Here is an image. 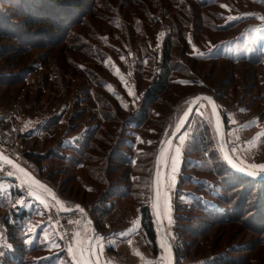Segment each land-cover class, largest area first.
<instances>
[{
  "label": "trees",
  "instance_id": "1",
  "mask_svg": "<svg viewBox=\"0 0 264 264\" xmlns=\"http://www.w3.org/2000/svg\"><path fill=\"white\" fill-rule=\"evenodd\" d=\"M221 1L236 12L234 2L237 5V1ZM222 10L221 3L217 0H91L90 3L85 0H0V88L11 89L10 97L14 103L23 97L22 103L15 105L19 109L17 114L29 119L38 117L34 127L16 138L34 141L44 138L46 144L48 141H55L60 132L56 127L64 122L62 114L71 104L75 114L69 115L70 125L66 124L68 132L78 126L76 122L88 110H92L94 120L89 124L83 139L74 146L66 148L57 142L44 151L33 145L24 150L25 159L38 166L40 176L43 170H48L47 177L61 170L42 165L44 160L49 159L86 171L91 180H84L80 174L74 177L80 181L82 199L73 202L59 191L60 198L65 203L84 206L95 224L97 235H104L109 230L119 232L128 228L130 223L113 229L109 223L129 207L134 214L131 213L128 218H138L139 232L154 260L155 257H160L159 227L153 208V172L158 150L156 143L160 142V137L154 142L155 150L148 151L136 135L147 127L155 112L154 105L171 85L191 88L202 81L190 67L197 61L223 60L230 66L243 63L264 67V53H261L260 45L257 52L249 54L234 55L221 51L214 56L201 57L192 52L190 42L195 44L199 52L206 53L217 49L223 41L205 40V43H199L196 39L198 35L206 37L200 31L202 27L214 33H228L238 28L237 34L241 31L245 17L241 15L235 20L221 23L224 19ZM163 19L169 21V31L158 47V25ZM139 21L143 23L140 25ZM188 28L193 29L194 33H190ZM104 37L109 40L106 41ZM12 39H17L21 47L14 43L10 45ZM39 47L48 48L41 53L42 64L48 69L51 67V60L55 61L61 66L66 78L60 79V76L46 72L41 86L36 89L35 84L27 82L25 78L34 68L30 65L34 57L31 52ZM108 59L124 68L134 67L132 78L138 94L134 107L128 106L127 93L119 78L113 74V67ZM185 77L191 80L190 83L178 82L179 78ZM26 82L25 87H16ZM54 88H57L64 99L72 101L63 109L61 106L55 114H47L51 107L43 108L39 100L44 90ZM75 88L81 92L74 98L72 94ZM207 91L217 102L226 127L228 115L225 109L228 107L223 109L220 106L225 92H214L210 88ZM258 96L264 97V91H259L254 100L245 104L246 114L248 107ZM4 97L5 91L0 95V107L11 106L9 103H2ZM236 99L238 98H232L233 101ZM184 100L178 103L180 107L176 106V112L171 117L173 122L183 113ZM206 105L209 111L208 121L196 116L197 105L183 129L185 131L192 120L196 122L189 136V148L183 155L173 193L172 229L175 239L172 234L170 239L175 264H185L186 251L193 244L191 237L201 236L216 226L238 224L243 230L256 234L254 245L264 246V179L240 173L223 158L211 110L207 103ZM254 111L256 118H264V106ZM0 124L4 128L10 127L9 120L3 118L0 119ZM67 151L70 153H66ZM143 159L147 162L140 163ZM88 162L90 165H87ZM119 168H123V173L118 174L116 180L109 179L105 174L116 172ZM136 170L148 173V179L137 174ZM92 183L95 184L94 187ZM9 190V193L0 194V219L5 228L6 239L12 246V252L9 251L3 259L4 264H34L37 259L33 256L34 252L44 254L42 256L48 254L45 258L50 261L65 257L62 250L53 253L54 255L50 254L54 246L49 249L42 228H38L32 235V246L25 244L24 239L30 236V223L39 216V212L36 206L26 207L20 204L22 193L19 189L11 187ZM88 193L93 198L87 202L84 194ZM183 195L188 198H182ZM130 198L131 204L128 201L118 203L119 199ZM206 200L213 202L214 206L204 203ZM227 229L228 237L234 235L235 231ZM209 241L205 243L208 249L204 253L194 251L195 255H205L204 259L192 263H259L256 254L243 255L247 247L251 246L250 250L254 247L252 241L236 242L228 239L217 248L214 240ZM109 248L111 249L110 246ZM68 264L73 263L68 261Z\"/></svg>",
  "mask_w": 264,
  "mask_h": 264
},
{
  "label": "rangeland",
  "instance_id": "2",
  "mask_svg": "<svg viewBox=\"0 0 264 264\" xmlns=\"http://www.w3.org/2000/svg\"><path fill=\"white\" fill-rule=\"evenodd\" d=\"M85 1L87 3L91 2V0ZM217 1L220 2L221 5L227 6L226 8L222 7L223 10L221 11V13L224 19H222L221 23L235 20L241 15L245 17V22L241 28V31L238 34L237 32L240 28L232 30L233 32L229 31L228 33H214L208 30L207 28L202 27L200 31L206 34V37L203 38V36L201 35H196V39L199 43H202L205 40H213V42H215L217 40L223 39L222 43L217 49L209 50L208 52L203 53V56H214L221 51L234 55H239L242 53L249 54L257 52L256 49L258 48V45H260L262 51L261 53H264V20L259 19L260 17H264V0H235L238 2L237 5L234 2L235 7L237 8L236 12L226 2L221 0ZM10 7L13 8L12 5ZM212 10H216V8H212ZM93 22L96 23L95 20H93ZM142 23L143 22L139 21L140 25ZM158 29L159 37L157 46L159 47L163 37H165L169 31V21L167 19H163L162 22L158 25ZM192 30L191 28H188V31L190 33H194V31ZM104 39L106 41L109 40L108 37H104ZM10 41V45H13L12 43H14L17 44L18 47H21L19 46L21 43L17 39H12ZM190 43V48L192 49L193 53L198 55L202 53L199 52L198 48L195 47L194 43ZM47 50L48 48L39 47L33 49L31 52L34 54V57L30 65L34 68L31 72L27 73L25 80L27 82L33 83V85L35 84L36 89L41 86L40 83L46 72L56 74L60 76V79L66 78L61 66L55 61L51 60V67L48 69L42 64V60L40 58L41 53ZM183 59L185 61H188V63H191L186 58ZM108 62L113 67V74L119 78L120 83L123 85V88L127 93L128 106L134 107L135 100L138 95L137 89L135 88V83L132 78L134 67L130 66L124 68L112 59H108ZM190 67L194 72L197 73V75L202 81L198 82L199 84L197 86H193L191 88L181 87L177 84L171 85L168 90L164 92V94H162L161 100L154 105L153 109L155 110V112H153L152 117L147 124V127L142 129L141 132L136 135L137 139L139 138L138 140L141 143H144V145H146L148 151H154L156 148V144H158L159 150L162 144L165 142L166 138L169 136V134L173 132L181 115L183 114L182 113L180 116H178L177 119L173 122L171 117L173 114H175V108L178 103L185 99L182 103V108H184L185 110L189 100L193 97V94L196 95L197 93L207 92L211 95V93L207 91V89L209 88L214 92L224 91L226 95L222 98V104L220 106L223 109L228 107L227 109H225L228 115V124L226 127H224L225 140L228 152L230 156L236 162L241 164L244 168L251 171H259L258 169H253L251 166L264 165V136H261V133H264V118L262 120L256 118L254 116V110L256 108H260V106H264V97L258 96L256 100L253 101L251 106L248 107L247 114L244 111V107L245 104L252 101V99L254 100L256 94L259 91H264V67H256L243 63L230 66L228 63H226V61L223 60L205 62L197 61V63L193 64ZM179 80L180 82H183V84H186L188 82L190 83L191 81L190 79H188V77H185L184 79L179 78L178 82ZM225 81L229 82L225 84ZM27 82L24 85L20 84L16 87H25L27 85ZM3 91H5V97L2 103H9L11 104V106L0 107V117L1 115L4 116L6 114L3 119L9 120L10 127H7V129L6 127H2V125L0 124V151L5 154L11 155L22 163H25L26 166H28L40 177V179L42 178V180L48 183L49 186H51L58 193V195L60 191L65 198L73 202H77L76 199L81 200L83 197V194L81 192L82 188L80 186L81 184L80 181L78 182V180H76L74 177L80 174L82 175L84 180H91L86 174V171H82L80 169H73L67 167L66 164H63L58 160L49 159L44 160L42 162V165H46L49 169L58 168L61 170H59L57 174H54L51 177H47V174L49 173L48 170H43L40 176L38 166H36L31 161H27L24 157L23 152L24 150L31 148L33 145L38 149L41 148L40 150L46 151L50 147L56 145L57 142L61 143L62 147L66 148L74 146L77 141H81L83 139V135L87 131L89 124L91 125L94 122L93 114L91 112L92 110L86 111V113L83 114V116L79 118L76 122V125L78 126H76V128H74L71 132H68V125L66 124L69 123V115L70 113L75 114V112L72 111V109L74 108L73 104H69V102H71L72 100L69 101L64 99L61 96L60 92L57 90V88L44 90L45 92L43 96L40 97L39 104L41 103L42 107L45 109L51 107V111L47 112V114H55L61 108V106L63 109L66 107L67 104L70 105L69 107L67 106L64 113L62 114L64 122L61 124V126L56 127V130L58 132L60 131L58 133V137L55 141H48L47 144L45 143L46 141L44 140V138H41L38 141H34L32 139L22 140L21 138H16V136L21 133H25L30 128L34 127L38 122V117H35L34 119H29L28 117H24L22 114H17L19 109L18 107L16 108L15 105L21 104L23 97L21 98V100H16V102L14 103L13 101H11L12 99L10 97L11 89L0 88V95ZM22 91L23 89L21 90V93ZM130 91L133 93L132 95H129ZM80 92L81 91L78 88H75L72 97L75 98L77 95L80 94ZM233 97L234 99L236 97L238 99L233 101ZM180 106L181 105L179 104L178 107ZM178 107L177 111L179 110ZM252 110L254 112H252ZM250 111L251 113H249ZM208 112L209 111L206 103L202 101L198 104L195 109L196 116L198 115L200 117H203L207 121L209 117ZM36 115L38 114L36 113ZM211 116L213 118L214 126V115L212 111ZM195 123L196 122L192 120L185 129V131H183L182 134L176 137L174 144L171 147V150L169 151V154L166 158L163 173L160 174V192L166 193L167 203L169 205L168 217H170L169 220V218H165L162 216L163 225L166 233L169 235V237H171L172 234L173 239H175L172 229L173 193L175 190V184L178 180L179 167L182 162L184 153L188 151L189 136L195 127ZM181 137H183L184 139L181 140ZM158 138L160 139L159 143L157 142ZM154 142H157L155 144V148ZM253 142L255 143V147L252 146ZM177 147L180 148L179 154H177L175 151ZM140 150L143 151V149ZM59 151L62 152V150ZM66 153L70 152L67 151ZM191 156L195 157V155ZM172 157H177V159L173 160ZM142 162H147V160L143 159L140 163ZM173 164H175L177 168V171L175 173H173V171H169V168L173 166ZM87 165H90V162H88ZM0 169H4V171L0 172V182L5 180V178H2L5 173H7L8 176L15 177V179L12 180V188L16 187L22 193V201L20 202V204L25 205L26 207H30L32 205L36 206V210L39 212V216L30 223V236L27 239H24L25 244L28 246H32V235H34L38 228H42L49 249L54 246V248L50 250V254L54 255L53 253H59L61 252V250L65 253L64 256L66 258L57 257L50 261L45 258L48 254L42 256L44 254L34 252L33 256L37 257V259L35 260L36 263L34 264H38V262L39 264H68V261H71V263L73 264H76L77 261H79L80 264H85L84 255H81V253L77 251L78 249H82L83 244L85 243L86 239L90 234L89 224L85 221L83 216L78 212L70 214H61L54 201L49 196H47L42 189H40L31 181H28L24 175L1 162ZM122 169L123 168H119L118 170H116V172L111 173L105 172V174L108 175L109 179H115L118 174L123 173ZM170 169L172 170V168ZM136 171L135 172L137 174L144 175L148 179V173L140 170ZM172 176H174V182L171 179ZM119 183L124 184L123 182ZM93 184L94 183H92V185ZM9 191L10 190L8 189V193ZM92 198V194H84V199H87V202L88 200H92ZM182 198L187 199L188 197L186 195H183ZM126 201H128L127 203L131 204V198L129 200L119 199L118 203L122 204ZM63 203L65 205L74 204H68L64 201ZM204 203H208L214 206V203L209 200L204 201ZM126 211L123 210L122 214H119L117 218L109 224L111 225L110 228L113 229L118 225L126 226L130 223L127 226L128 228L119 232L109 230L108 232L104 233V235L96 234L93 238L91 242L92 253H94L97 247L111 254L108 257H105L100 252H98V263H96L94 255L90 254L96 264H110L111 260L113 261V264H143V262H146V264H151L150 259L147 258L146 253L144 251V249L146 248L142 247L144 243V238L139 232L138 218H128L130 214L133 213V211H130L129 209V213L126 217ZM59 216L63 217L60 218V222ZM133 222L137 223V229L135 231H132ZM0 225H2L3 228V234H0V264H4L3 259L9 253V251L12 252V246L6 239L5 228L1 219ZM227 228L235 231L234 235L228 237L229 231ZM158 233L160 242V257L158 256L157 259L155 257V261L153 262V264H156V261L158 264H162V257H164L163 264H167L168 253H166L161 248V242L164 241V239L160 230L158 231ZM97 237L99 238L97 239ZM131 237H141L143 239H130ZM262 237L264 238V233L262 234ZM107 238H116L117 242L110 246L111 243L108 241ZM190 239L193 240V244L186 251V256L184 260L185 264H195L192 262L204 259L205 255H195L194 251L200 250V252L203 251L202 253H204L206 249H208V246L205 245V243L209 240H214L215 247L217 248L222 244V242L228 241V239H233L236 242L252 241V245H254L253 243H255V240L257 238L256 234L243 230L240 225L238 226V224H231L230 226L228 225L224 227H213L207 233L201 236H197L195 238L191 237ZM109 246L111 247V249L109 248ZM250 247H247V250L246 252H244L243 255L254 256L256 254V257H258L259 261V263L256 264H264V246L255 244L254 247L251 248V250ZM70 248L73 249L72 253L69 252ZM136 252L139 253V256L134 254ZM141 257H143V262L141 260ZM208 261H210L209 258Z\"/></svg>",
  "mask_w": 264,
  "mask_h": 264
},
{
  "label": "water",
  "instance_id": "3",
  "mask_svg": "<svg viewBox=\"0 0 264 264\" xmlns=\"http://www.w3.org/2000/svg\"><path fill=\"white\" fill-rule=\"evenodd\" d=\"M197 98H207V99H199L198 100ZM201 101H206V103L208 104L210 110L212 111V113L214 115L215 133H216L219 149L223 155V158L225 159V156H227L229 159L232 160L233 164H236V162L230 156V154L228 152V148L226 146L224 124H223L222 116H221L220 109L218 107L217 102L215 101L214 97L208 93H197L188 102V107H189L190 111L187 113L186 117H184V119H182L181 121L180 120L178 121L173 132L166 138L164 144L160 147V149L158 150V152L156 154L155 167H154V173H153V208H154V204L158 202V195L157 194L160 193V159H161L162 153L165 149V146L167 144H171L175 140V138L182 133L185 125L187 124L190 116L193 113L194 108ZM209 101H211V103H209ZM213 106H215V114H214V107ZM181 124H182V126H180L178 129V126ZM217 129H219V133H218ZM0 157L4 158L3 160H0L1 163L13 168L16 171H18V169H22L23 172H21V171H18V172L21 173L22 175H24V173H26L27 175H24L26 178L30 179L31 181H34L39 186H44L46 188H50L52 191V200L54 201V203L57 206L60 213H62V214H69V213H73V212L80 213L83 216V218L85 219V221L89 224V227H90V234H89L88 238L86 239L85 243L83 244L82 249L88 247L89 244L91 245V242L96 235V228H95V224H94L92 218L90 217L87 209L84 206H82L79 203H74L71 205H65L63 203V201L61 200L60 196L58 195V193L51 186H49L48 183H46L44 180L40 179V177L34 171H32L29 167H27L24 163L18 161L17 159L12 157L11 155L5 154L1 151H0ZM225 160L228 162L227 159H225ZM5 161H11V164L6 163ZM229 165L232 166V164H229ZM13 166H15V167H13ZM239 168L240 167L237 165V167L234 169L239 171L238 170ZM247 171H251V170H248L245 168V171H243V172L239 171V172L248 176V177H251V178L261 179V180L264 179V174L253 177V176L247 175ZM57 201H59L60 203L57 204ZM154 213H155L156 221H157L159 230L162 234V237L164 240H167V242L170 245V255H169L170 264H175V255H174V249H173L172 241H171L169 235L166 233V231L163 227V219H162V217H161V219H157L155 208H154ZM83 255H84V262H90V264H96L88 252H84Z\"/></svg>",
  "mask_w": 264,
  "mask_h": 264
},
{
  "label": "snow or ice",
  "instance_id": "4",
  "mask_svg": "<svg viewBox=\"0 0 264 264\" xmlns=\"http://www.w3.org/2000/svg\"><path fill=\"white\" fill-rule=\"evenodd\" d=\"M221 7L226 8L227 6L226 5H221ZM230 19H234V18H230ZM259 19L264 20V17H260ZM199 55L201 57H203L204 54L203 53H200ZM122 82H123V80H122ZM181 83H183V82H181ZM132 94L133 93L130 91L129 92V95H132ZM197 99L199 100V99H207V98H197ZM209 103H211V101H209ZM125 107H126V105H125ZM213 107H214V114H215V106H213ZM186 115H187V113H186ZM180 126H182V124L178 126V129H179ZM217 131L219 133V129H217ZM261 136H264V133H261ZM183 139L184 138L181 137V140H183ZM252 146L255 147V143L254 142H253ZM175 151H176L177 154H179L180 148L177 147ZM3 159H4L3 157H0V160H3ZM172 159L175 160V159H177V157H172ZM225 159L228 160L229 164H232V167H234V168L237 167V165L236 164H233L232 163V160L229 159L227 156H225ZM5 162L8 163V164H11V161H5ZM13 167H15V166H13ZM251 167L253 169H258L259 171H247V175L256 177L258 175L264 174V165H252ZM238 170L243 172V171H245V168H239ZM18 171L23 172L22 169H18ZM172 171H173V173H175L177 171V168H176L175 164H173V166H172ZM24 175H27V174L24 173ZM171 179L174 182V176H172ZM33 183H35V182L33 181ZM157 195H158V202L154 204V208H155V211H156L157 219H161V217L163 216L165 218H169V220H170V217H168L169 205L167 203L166 193L160 192ZM59 203L60 202L57 201V204H59ZM136 229H137V223L136 222H133V229H132V231H135ZM129 243H131V242H129ZM161 248L166 253H168L170 255V245L167 242V240H164V241L161 242ZM77 251H79L81 253V255H83L84 252H88L89 254H93L92 253V246L90 244H89L88 247L83 248V249H78ZM69 252L72 253L73 252V249L70 248L69 249ZM134 254L139 256V253L138 252H136ZM141 260L143 262V257H141ZM161 261H162V264H163L164 257L161 258ZM76 264H80V262L77 261ZM85 264H90V262H85ZM143 264H146V262H143ZM167 264H170V260L167 261Z\"/></svg>",
  "mask_w": 264,
  "mask_h": 264
},
{
  "label": "crops",
  "instance_id": "5",
  "mask_svg": "<svg viewBox=\"0 0 264 264\" xmlns=\"http://www.w3.org/2000/svg\"><path fill=\"white\" fill-rule=\"evenodd\" d=\"M5 115H6V114H5ZM5 115H4V116L1 115L0 119L3 118V117H5ZM33 119H34V118H33ZM6 166H7V165H6ZM10 168H11V167H10ZM2 171H4V169H0V172H2ZM2 178H5V180H4V181L1 180L2 182H0V194H6V193H8V189H10V188L12 187V185H13L12 180H14L15 177L8 176L7 173H5V175H3ZM0 179H1V178H0ZM138 227H139V225H138ZM2 229H3V228H2V225H0V234H3V233H2ZM98 238H99V237H97V239H98ZM107 239H108V241L111 243L110 246H112V244H114L115 242H117V239H116V238H111V239H110V238H107ZM130 239H143V238H141V237H137V238H135V237H131ZM142 247L146 248V249H144V251H145V253H146V256H147V258L150 259L151 264H153V262H154L155 260H154L153 256L151 255L150 251L147 249L146 244L143 243ZM103 249H105V248H103ZM148 251H149V252H148ZM98 252H100V253H101L103 256H105V257H108L109 255H111V254L108 253L107 251H103L102 249L96 247V250H95L94 253H93V255H94V259H95L96 263H98V256H97V253H98ZM110 264H113V261H112V260L110 261Z\"/></svg>",
  "mask_w": 264,
  "mask_h": 264
},
{
  "label": "bare ground",
  "instance_id": "6",
  "mask_svg": "<svg viewBox=\"0 0 264 264\" xmlns=\"http://www.w3.org/2000/svg\"><path fill=\"white\" fill-rule=\"evenodd\" d=\"M190 110H189V107H188V105L186 106V108H185V110H184V112H183V114L181 115V117H180V121L182 120V119H184V117H186V113H188ZM175 141V140H174ZM174 141L171 143V144H167L166 146H165V149H164V151H163V153H162V156H161V159H160V174H162L163 173V170H164V166H165V162H166V158H167V156H168V154H169V151L171 150V147L173 146V144H174ZM164 144V143H163ZM162 144V145H163ZM233 159V158H232ZM234 160V159H233ZM235 161V160H234ZM236 162V161H235ZM25 164V163H24ZM236 164L240 167V168H244L241 164H239L238 162H236ZM26 165V164H25ZM28 167V166H27ZM170 168H172V166L170 167ZM169 168V171H172L171 169ZM28 181H31L30 179H28V178H26ZM32 183H33V181H31ZM36 186H38L40 189H42L45 193H46V195L47 196H49L51 199H52V191H51V189L50 188H46V187H44V186H39L38 184H36V183H34ZM163 227H164V225H163ZM168 255V260H169V254H167Z\"/></svg>",
  "mask_w": 264,
  "mask_h": 264
},
{
  "label": "built area",
  "instance_id": "7",
  "mask_svg": "<svg viewBox=\"0 0 264 264\" xmlns=\"http://www.w3.org/2000/svg\"><path fill=\"white\" fill-rule=\"evenodd\" d=\"M60 218H63V217L59 216V222H60V220H61Z\"/></svg>",
  "mask_w": 264,
  "mask_h": 264
}]
</instances>
